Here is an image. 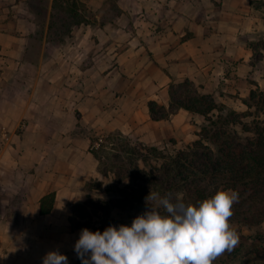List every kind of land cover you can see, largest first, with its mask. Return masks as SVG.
<instances>
[{
  "label": "crops",
  "instance_id": "1",
  "mask_svg": "<svg viewBox=\"0 0 264 264\" xmlns=\"http://www.w3.org/2000/svg\"><path fill=\"white\" fill-rule=\"evenodd\" d=\"M52 3L0 0V264H42L56 250L72 263V206L100 176L98 142L193 140L202 116L150 117L149 102L169 107L171 84L229 104L256 80L264 0H79L86 21L55 42Z\"/></svg>",
  "mask_w": 264,
  "mask_h": 264
},
{
  "label": "trees",
  "instance_id": "2",
  "mask_svg": "<svg viewBox=\"0 0 264 264\" xmlns=\"http://www.w3.org/2000/svg\"><path fill=\"white\" fill-rule=\"evenodd\" d=\"M78 6V3L62 4L53 1L49 41H61L69 34L73 25L86 21L77 13ZM67 12L72 14L70 18L76 20L67 31L54 37L53 30L57 26L56 14H67ZM263 38L261 36L257 43L251 44L252 61L261 51L264 52ZM262 57L264 59V53ZM168 93L170 105L167 109L158 106L155 102H149L148 109L153 121L166 119L176 110L183 109L202 116L204 123L196 133L199 140L193 142L189 156L174 157L170 169L174 173L170 177L172 185L167 190L178 188L185 190L188 203L195 205L198 201L213 196L205 187L195 184L196 182L210 181L214 185L218 184L223 186L224 190H233L238 193V201L232 208L233 216L229 218L230 225L236 223L246 228L259 226L264 222V89L260 90L257 87L250 90L247 100L243 101L247 108V111L243 113H237L223 104H217L211 95L197 93L188 80L171 84ZM214 112H216L215 117H213ZM247 118L251 119L248 124L243 122ZM236 127L240 128V133L249 134L251 138L239 134ZM129 143L130 140L126 139L120 147L126 150ZM199 149L206 150V153L199 155L197 153ZM131 169L146 180L145 172L136 166H132ZM169 176V170H165L164 177ZM147 183L155 188L162 186V183L157 182L155 178L149 179ZM188 184H194V192L191 195L190 190L187 189ZM84 188L89 191V184ZM53 199V195H47L41 199V215L49 212ZM132 201L141 204L138 200ZM72 216H75L74 210ZM70 221L73 222L72 219ZM104 230L100 229V232ZM225 253H233L236 257L238 254H253L256 260H248L245 264H264V245L252 248L249 252L235 247L231 252Z\"/></svg>",
  "mask_w": 264,
  "mask_h": 264
},
{
  "label": "rangeland",
  "instance_id": "3",
  "mask_svg": "<svg viewBox=\"0 0 264 264\" xmlns=\"http://www.w3.org/2000/svg\"><path fill=\"white\" fill-rule=\"evenodd\" d=\"M114 13L113 11L111 15ZM71 15L69 12L67 14H56L55 21L57 22V26L53 30L54 37L67 31L76 20L70 18ZM257 42L258 39L253 43ZM263 53L261 51L258 57L252 61L253 67L256 69L254 75L256 80H248L245 89L249 90V92L257 87L260 90L264 89ZM245 89L244 92L246 91ZM249 92L245 98H241L238 101L233 99L232 103L223 105L237 113L246 112L247 108L243 104V101L247 100ZM235 98L238 99L237 95ZM213 114V117H215L216 112ZM250 121V118L243 120L247 124ZM236 131L242 136L251 138L249 134L240 133L239 127H236ZM197 132L195 131V137H193L190 143L169 139L158 146H143L138 141L130 140L125 150L120 146L126 141V138L113 134L98 142L97 146L91 147L90 152L97 161V170L98 172L100 171V176L98 179L87 183L90 188L89 191H86L85 199L72 206V211H75L76 216H71L70 218V220H73L71 223L72 228L75 229L78 226H82V229L87 228L91 232H96L100 231V229L104 230L109 226L117 227V229L121 225L130 227L134 218L144 214L150 208L158 210L161 215H166L165 210L159 207L158 200L147 199L150 193H157L160 198L170 196L173 203L177 199H182L184 203L189 204L188 195L185 190L178 188L168 191L167 189L172 185L170 177L174 173L170 169L174 157L179 158L181 155L189 156L192 151L193 142L199 140L196 136ZM197 153L204 155L206 150L199 149ZM131 165L145 172L146 180L141 177L142 175L135 173L131 169ZM165 170H169L170 172L168 178L164 177ZM154 178L157 182L162 183V186L155 188L150 183H147L149 179ZM195 184L205 187L212 195L218 190H224L223 186L214 185L210 181H198ZM193 185L188 184L187 187L190 190V195L194 192ZM133 199L138 200L141 204H136V202L132 201ZM230 226L235 229L239 236L236 246L239 250L242 248L244 252H249L252 248H259L264 245V222L252 228H246L236 223ZM248 260L255 261L256 259L253 254H238L236 257L233 253H224L213 261V264H245ZM71 264H81V260L77 258L76 253Z\"/></svg>",
  "mask_w": 264,
  "mask_h": 264
},
{
  "label": "clouds",
  "instance_id": "4",
  "mask_svg": "<svg viewBox=\"0 0 264 264\" xmlns=\"http://www.w3.org/2000/svg\"><path fill=\"white\" fill-rule=\"evenodd\" d=\"M149 198L158 200L166 215L150 208L130 227L109 226L102 233L82 229L74 245L81 264H213L237 246L239 236L229 223L237 192L218 190L195 205L157 193ZM42 264H68V258L50 251Z\"/></svg>",
  "mask_w": 264,
  "mask_h": 264
},
{
  "label": "built area",
  "instance_id": "5",
  "mask_svg": "<svg viewBox=\"0 0 264 264\" xmlns=\"http://www.w3.org/2000/svg\"><path fill=\"white\" fill-rule=\"evenodd\" d=\"M53 1H57V2H61L62 4H71V3H78L79 2V0H53ZM25 128V125H24V123H20L19 124V127H18V129L19 130H22V129H24ZM4 130V129H3ZM93 147H95V146H93Z\"/></svg>",
  "mask_w": 264,
  "mask_h": 264
}]
</instances>
